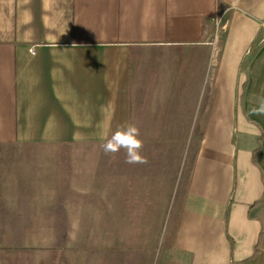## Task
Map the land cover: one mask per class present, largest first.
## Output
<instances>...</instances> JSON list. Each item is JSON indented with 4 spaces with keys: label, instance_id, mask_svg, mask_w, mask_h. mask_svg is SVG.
<instances>
[{
    "label": "crops",
    "instance_id": "crops-1",
    "mask_svg": "<svg viewBox=\"0 0 264 264\" xmlns=\"http://www.w3.org/2000/svg\"><path fill=\"white\" fill-rule=\"evenodd\" d=\"M263 19L0 0V264H264ZM125 123L146 163L104 153Z\"/></svg>",
    "mask_w": 264,
    "mask_h": 264
},
{
    "label": "clouds",
    "instance_id": "clouds-1",
    "mask_svg": "<svg viewBox=\"0 0 264 264\" xmlns=\"http://www.w3.org/2000/svg\"><path fill=\"white\" fill-rule=\"evenodd\" d=\"M256 104L250 111L256 115H264V97L258 98ZM143 146L140 130L134 123H125L102 144L105 154H115L124 149L125 162L129 164L147 162L142 155Z\"/></svg>",
    "mask_w": 264,
    "mask_h": 264
},
{
    "label": "built area",
    "instance_id": "built-area-1",
    "mask_svg": "<svg viewBox=\"0 0 264 264\" xmlns=\"http://www.w3.org/2000/svg\"><path fill=\"white\" fill-rule=\"evenodd\" d=\"M260 32L261 34H263L260 38V41L263 42L264 41V19L261 20L260 22Z\"/></svg>",
    "mask_w": 264,
    "mask_h": 264
},
{
    "label": "rangeland",
    "instance_id": "rangeland-1",
    "mask_svg": "<svg viewBox=\"0 0 264 264\" xmlns=\"http://www.w3.org/2000/svg\"><path fill=\"white\" fill-rule=\"evenodd\" d=\"M111 258H114L113 256H111ZM99 259L97 258V261H96V264H100L101 263V260L98 261Z\"/></svg>",
    "mask_w": 264,
    "mask_h": 264
}]
</instances>
